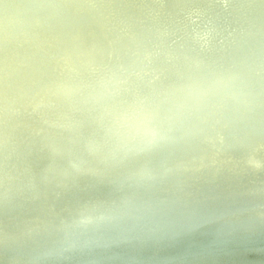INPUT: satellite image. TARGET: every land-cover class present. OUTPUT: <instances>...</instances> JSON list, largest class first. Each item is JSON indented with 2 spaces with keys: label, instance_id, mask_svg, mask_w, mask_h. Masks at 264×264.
Segmentation results:
<instances>
[{
  "label": "bare ground",
  "instance_id": "bare-ground-1",
  "mask_svg": "<svg viewBox=\"0 0 264 264\" xmlns=\"http://www.w3.org/2000/svg\"><path fill=\"white\" fill-rule=\"evenodd\" d=\"M165 2L172 19L162 21L149 15L145 0H0V71L6 69L3 61L6 53L12 55L21 69L27 62L36 70L50 66L52 55L46 46L52 44L54 51L59 52L67 44L66 36L74 59L84 53L105 57L107 42L116 38L122 42L135 40L137 55L123 54L119 49L115 55L121 61L138 64L147 57L145 53L149 51L145 47L155 42L149 38L150 32L159 39L173 31L175 22L182 21L185 25L182 42L166 46L163 55L175 68L189 66L194 73L181 76L180 86L184 91L178 98L173 99L169 92L163 91L164 96L155 99L156 112L147 110L143 100L133 102L119 95L114 98L103 91L91 96L79 90L71 91L75 109L66 106L60 97L43 94V113H55V121L50 122L36 111L32 116L40 126V145L52 157H59L69 140L75 141L79 151V140L85 132L92 134L102 127L98 137L103 135L113 122L99 106L115 114L119 112L116 101L136 108L140 118L162 124L159 134L168 135V140L175 142L177 152L185 142L195 147H192L195 153L177 157H181L177 163L171 159L178 155L174 154L159 160L143 159L134 165L131 155L120 152L115 158L117 164L125 165L118 164L128 177L113 178V184L109 185L98 184L91 177L97 169L109 177L121 170L111 162H97L89 155L82 163L87 173L85 178L78 175L79 166L74 159L68 162L69 172L41 170L44 164L34 159L28 164L33 169L1 177L0 192L10 207L0 213V256L3 257L0 264L15 261L19 264H98L100 245L110 246L101 254L112 255L99 264H138L134 261L140 255L136 252L138 249L151 257L148 264H264V132L254 134L251 129L234 132V138L248 148L239 151L228 142L218 146L214 141L199 139L204 134L200 130L191 139L179 128L169 133L164 126L176 124L179 118L173 108L187 109L190 100L202 103L206 115L223 124V114H226L223 107L206 102L204 92L210 97L221 95L253 103L256 92L264 91V29L260 27L264 23V0ZM243 20L251 29H243ZM252 35L258 37L255 39L258 42L253 41ZM207 40L216 44L211 50L217 58L212 81L218 90L208 88L210 80L195 61V50ZM17 43L21 44V50L17 49ZM247 48L256 52L249 53ZM152 53L156 70L161 66L162 52ZM147 71L148 76L155 74L151 67ZM70 75L63 73L60 78L68 79ZM23 77L16 75V80ZM54 80L48 84L54 85ZM197 82L204 86V91L193 88ZM159 86L165 87L162 83ZM24 104L23 96L9 100L0 89V113L6 112V115L0 114V133L23 119L21 106ZM256 112L258 116L264 114L263 103H259ZM124 113L131 121L129 112ZM88 116L94 120H86ZM236 118L244 117L238 114ZM55 129L59 139L53 137ZM119 132L129 140L133 130L126 127ZM148 134L151 136V132ZM15 137L9 134L8 140L16 142ZM108 142L111 140L103 144L104 149L114 153V146ZM128 142L126 147L131 145ZM157 143L168 144L156 141L152 146ZM204 147L212 152L200 153ZM3 158L4 150L0 147V160ZM6 161L3 162L7 165L14 163ZM136 165L146 168V176H133ZM59 180L68 182L71 189L59 188ZM80 186L85 187V192L77 193ZM229 197L237 209L232 210ZM249 208H254L261 217L257 218ZM192 219H195L193 223ZM245 219L254 223V229L245 225ZM43 231L47 238L42 241L39 234ZM200 233H208L210 240L194 243L193 239ZM81 236L97 249L83 250ZM177 245L183 249L180 253L156 260L160 252Z\"/></svg>",
  "mask_w": 264,
  "mask_h": 264
},
{
  "label": "water",
  "instance_id": "water-1",
  "mask_svg": "<svg viewBox=\"0 0 264 264\" xmlns=\"http://www.w3.org/2000/svg\"><path fill=\"white\" fill-rule=\"evenodd\" d=\"M145 1L148 13L151 17L162 21L172 19L170 12L165 7V0ZM241 23L244 30L251 29V25L247 21L243 20ZM260 27L264 29V23H262ZM184 29L185 25L181 21L175 22L173 31L166 34L164 37L161 36L159 39H156L157 36L155 33L150 32L148 36L150 39L155 40V42L149 47L146 46L144 49L146 52L149 51L145 53L147 57H145L144 60H140L138 63L143 65V69L142 67H138V64L136 63L121 61L117 55H115L116 49H119L123 54H138L135 40L122 42L119 38L107 42L106 46L108 50L105 57H100L97 54L84 53L81 54L78 59H74L69 48L70 40L66 36L67 44L61 48L59 52L54 51L52 44L46 46V51L52 55L51 65L41 66L40 68L38 67V70L32 66L31 62H27L26 67L21 69L12 55L6 53L3 58V61L6 64V69L0 71V89L5 93V97L9 100L16 96H23L25 98V104L21 106L22 114L24 116L23 119L19 120L15 125L8 126L4 132L0 133V147L4 150L3 159L7 160L6 162H14L13 164L7 165L3 162L4 160H0V178L14 172L33 169L28 164H31L30 162L34 159H39L40 162L44 164V167L41 170H49V172H52V170L69 172L68 162L69 160L74 159L79 166L78 175L85 178L87 173L82 167V163H84V160L87 157L86 155H89L97 162H111L114 167L121 170L113 173V177H109L104 174L103 170L101 171L100 169H97L98 171L93 175L94 177H91V179L98 184L109 185L113 184V178H122V176L124 178L128 177V174L118 164L125 165L119 162L117 164V157L115 158L120 152H125L131 155L134 158V165L142 163L143 159L150 158L151 160H159L160 157H169L174 154L178 155L172 156L171 159H174V162L177 163L179 162L178 159L181 158L177 159V157L195 153L192 151L195 147L188 142H185L179 152H177L178 148L177 146H174L175 142H170L167 138L168 135L162 136L159 134L162 124L155 123L150 119H142L139 117L136 108H133V106L131 108L127 107L128 105L124 101H116L115 103H118L119 112L115 114H111V112H109L103 105L99 106V109L108 115L109 121L111 120L113 122L111 128L106 129V132L100 137L98 136L101 134L102 127H99L98 131H94L92 134L85 132L83 138H79V141L81 142L79 151L75 148V141L72 142L69 140V142L64 145V152H62L59 157L54 158L48 151L41 147L40 138L42 135L41 130L39 129L40 126L35 122L34 118L36 117L33 118L32 116V112L36 111L40 116L47 117L50 122L55 121V113H43L42 105L45 103V100H43L42 97L43 94H49L52 97H60L66 106L75 109L72 97H70L72 96L70 92L73 90L82 91V93L89 96L103 91L110 97L114 98L116 95H119L123 98L131 99L133 102L143 100L147 110L150 112H156L157 106L154 102L155 99L164 96L163 91L169 92L171 96H173V99L178 98V96L182 95L184 91V88H181L180 86L181 82H183L181 76H192L194 73V69L189 66H185L181 69L175 68L165 54L163 55L166 46L173 47L182 42ZM41 31L46 32L44 28H41ZM251 38L253 41L258 42V40H255L258 39L256 35H252ZM215 46L216 44L214 42L207 40L201 47L195 50V61L200 70L209 78L210 83L208 84V88L210 90H218V87L212 81L214 74L213 64L217 61V58L211 50L215 48ZM16 47L19 50L22 49L20 43H17ZM155 50L162 52V55L160 54L159 57L161 66L156 67V70L153 68L154 58L152 53L155 52ZM247 51L249 53L256 52L253 48H247ZM148 67H151L155 71L154 75L148 76ZM165 70L174 75L170 76ZM63 73H70L71 75L68 79H62L60 78V75H63ZM16 75L24 77L23 79L16 80ZM150 78L156 81H148ZM51 79H55L54 85L48 84ZM151 82H155L156 84L151 85ZM158 83H162L165 87H160ZM193 88L197 91H204V86L199 82L195 83ZM204 93V99L206 102L210 103L212 101L214 105L223 107V111L226 113L223 114V124H220L215 119L209 118L203 111L204 107L202 103L197 100H190L187 109L173 108V113L179 118V120L174 125H164L169 133L171 130L179 128L181 132L185 134V137L189 135L190 137H188L193 139L195 132L200 130L201 132H204V134H201L198 137L199 139L214 141L218 146L221 143L228 142L229 144H234L235 146H233L240 151L247 150L248 148H246L243 141L234 138V132L243 129H251L254 134H258L260 131L264 132V114L258 116L256 112L259 103H263L264 105V91L256 92L253 101L254 104L247 102L245 99L224 97L221 95H213L214 97H210L209 94H206V92ZM82 106L85 108L88 107L87 104H82ZM126 111L132 116L131 121L127 120L124 113ZM71 112L78 111L72 110ZM0 114L6 115V112L2 111ZM238 114L244 117L242 118L244 119L242 122V119L239 120L236 118V115ZM86 120L92 121L94 118L88 116ZM109 125L110 124H108L107 127H109ZM78 127H82V125H79ZM126 127L133 130L129 140H126V138H124L119 132V129H125ZM148 131L151 132V136L148 134ZM9 134H15L17 136L15 137L17 139L16 142L8 140ZM53 137L57 139L60 138L58 129H55ZM109 139L111 142L108 143L114 146V153L104 149L103 144ZM153 140L154 142H167L168 144L160 145V143H157L158 145L152 146L154 143ZM127 141L131 144L129 147L125 146ZM54 148L55 147L53 146V149ZM204 148L205 149L199 152L205 154L212 152L207 149L208 147ZM18 166L20 167L18 168ZM134 167L132 174L135 178L146 176V168L139 165ZM183 177H187V174L183 175ZM24 186L26 187V185ZM58 186L64 190L71 189L70 184L63 180H59ZM9 189L14 190L11 188ZM79 192H85V187L80 186L77 190V193ZM3 199L4 197L0 192V213L10 207ZM229 200L233 204L232 210L237 209L233 202V198L229 197ZM249 209L253 215H257V218L261 217L256 214L254 208ZM194 221L195 219H192L191 223ZM244 223L247 227L254 229L253 226L255 225L253 222L245 219ZM39 235L40 240H46V232L43 231ZM210 238L211 236L208 235V233H200L197 238L193 239V242L195 243L197 240L206 243ZM80 239L82 240L83 247H85L83 250L97 249L93 244L86 240L84 236H81ZM177 240L178 239L175 241ZM109 247L110 246L108 245H100L98 250L101 251L97 255L96 263L99 264L100 260L112 255L111 253L101 254ZM182 250V247L179 245L173 246L171 250H168L167 252H160L156 256V260L177 255ZM141 251L142 250L139 249L136 250V252H140V255H137L138 258L134 257V261L138 264H148L151 257L144 256ZM127 257H130L129 254ZM56 261H58V259H56ZM13 264H19V261H15ZM55 264H58V262Z\"/></svg>",
  "mask_w": 264,
  "mask_h": 264
}]
</instances>
